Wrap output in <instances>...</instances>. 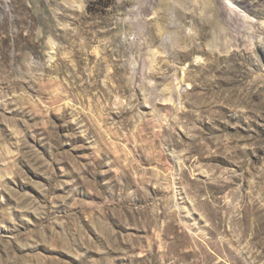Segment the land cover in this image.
I'll return each mask as SVG.
<instances>
[{
    "label": "rangeland",
    "instance_id": "374dc122",
    "mask_svg": "<svg viewBox=\"0 0 264 264\" xmlns=\"http://www.w3.org/2000/svg\"><path fill=\"white\" fill-rule=\"evenodd\" d=\"M183 1L0 0V264H264V0Z\"/></svg>",
    "mask_w": 264,
    "mask_h": 264
},
{
    "label": "bare ground",
    "instance_id": "6f19581e",
    "mask_svg": "<svg viewBox=\"0 0 264 264\" xmlns=\"http://www.w3.org/2000/svg\"><path fill=\"white\" fill-rule=\"evenodd\" d=\"M176 1H177L178 3H180V4H181V3H182V4L184 3L183 0H176ZM210 2H211V1H210ZM211 5H212V4H210V7H211ZM208 8H209V7H208ZM212 8H213V7H212ZM214 13H215V11H214ZM171 39H172L173 42H176V41H178V36H173V34L171 33Z\"/></svg>",
    "mask_w": 264,
    "mask_h": 264
}]
</instances>
